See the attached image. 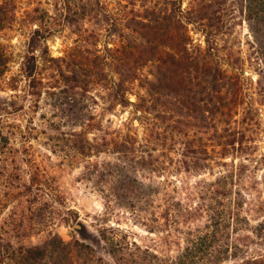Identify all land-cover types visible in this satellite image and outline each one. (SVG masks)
I'll use <instances>...</instances> for the list:
<instances>
[{
    "label": "trees",
    "instance_id": "obj_1",
    "mask_svg": "<svg viewBox=\"0 0 264 264\" xmlns=\"http://www.w3.org/2000/svg\"><path fill=\"white\" fill-rule=\"evenodd\" d=\"M17 1L0 0V30ZM237 2L263 65L264 0ZM220 4L53 0L52 13L25 11L15 72L0 42V200L14 203L0 221V264H264L263 123L242 59L220 42ZM188 24L203 47L191 46ZM55 25L73 36L56 57L46 44ZM112 106L131 117L115 122ZM46 123L66 125L52 150L81 164L102 200L98 233L111 263L53 229L58 181L29 144ZM32 234L45 237L23 243Z\"/></svg>",
    "mask_w": 264,
    "mask_h": 264
},
{
    "label": "rangeland",
    "instance_id": "obj_2",
    "mask_svg": "<svg viewBox=\"0 0 264 264\" xmlns=\"http://www.w3.org/2000/svg\"><path fill=\"white\" fill-rule=\"evenodd\" d=\"M182 1V9L187 8L188 0ZM238 0H221L220 15H221V33H219L220 42H227L241 60V72L248 84V93L253 95L256 99V106L259 108L261 119L263 123V134L260 148L264 149V86H256L255 81L264 77V64L262 65L257 58H255L254 47L255 43L251 30L248 25V21L243 16V12L239 10ZM18 7L15 10V20L7 24L4 29L0 30V42L7 44L9 52V66L11 72H15L18 68V64L23 59L25 51V35L28 34L29 22L27 20L26 10L31 7H36L38 14H45V11L52 13L54 10L53 0H18ZM38 16V15H37ZM188 36L191 46L203 47L204 39L196 24H188ZM106 35V32L103 31ZM73 36L66 27H59L55 25V31L48 36L46 44L49 49L50 55L56 57L62 54L64 46L71 42ZM261 76V77H260ZM139 91L137 87H134L135 91ZM94 94L102 93L101 89H92ZM133 100V95H129ZM43 102V101H42ZM112 112L114 116L112 118L117 122L120 118L125 119L131 117L130 109L126 108L124 111L118 106H112ZM39 124V123H38ZM134 125L138 129V134H141V127L138 123L134 122ZM58 128V129H57ZM66 132L65 126H50L47 123L37 125L39 132L44 134L39 135L38 139L32 140L29 143L36 155L35 161L39 164V167L45 169L50 175L57 178L58 186L60 190V204H57L55 214H52L55 221L54 230L59 236L65 240L77 239L80 242L89 244L94 248L96 254L102 257L105 261L111 263L110 257L105 251L104 242L101 240L98 228V217L101 212L102 200L96 192L92 191L90 186L87 185V181L84 177V168L79 163H72L68 157L62 158L58 151H54L53 144L57 141L54 136L56 130ZM53 140L51 141V139ZM15 147L21 148L19 143L15 144ZM99 158L106 156L105 153H99ZM111 156V154H109ZM107 157V156H106ZM28 178V176H27ZM1 199H3L1 197ZM0 221H2L11 211L13 202H5L0 200ZM64 220L66 223L64 224ZM80 221L84 224L86 230V236H81L78 231L73 228L75 222ZM112 223L114 220H110ZM124 222L120 223L123 228L128 227ZM134 232L143 234V231L137 226L131 225ZM45 234H32L25 240V244H35L40 242Z\"/></svg>",
    "mask_w": 264,
    "mask_h": 264
},
{
    "label": "water",
    "instance_id": "obj_3",
    "mask_svg": "<svg viewBox=\"0 0 264 264\" xmlns=\"http://www.w3.org/2000/svg\"><path fill=\"white\" fill-rule=\"evenodd\" d=\"M73 228L76 231H78L81 236H86L85 226L82 222L80 221L75 222V224L73 225Z\"/></svg>",
    "mask_w": 264,
    "mask_h": 264
}]
</instances>
